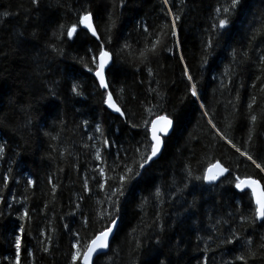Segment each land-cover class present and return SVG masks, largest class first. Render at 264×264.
<instances>
[{"label": "trees", "instance_id": "16d2710c", "mask_svg": "<svg viewBox=\"0 0 264 264\" xmlns=\"http://www.w3.org/2000/svg\"><path fill=\"white\" fill-rule=\"evenodd\" d=\"M64 2L68 8H79L85 0ZM171 3L181 16L177 27L186 62L202 93L201 100H195L185 91L186 80L178 58L162 52L153 68L166 93L163 106L172 115L173 129L163 138L159 158L146 166L142 176L128 186L122 198L119 229L108 251L97 256L94 264H197V258L205 255L198 250L197 237L211 235L213 227L219 228L223 235L217 233L214 237L215 251L207 254L210 264H225L235 254L228 249H237L239 244L217 247L219 241L229 235L228 227L239 225L238 221L219 225L215 222L230 220L227 214L237 211L238 198L244 194L235 190L224 177L213 185L194 178L201 176L210 162L220 160L235 167L240 159L222 141L210 143L207 117L203 116L200 104L206 105L222 129L228 120L236 121V129L229 132L237 143L246 134L241 129L247 124V104L252 95L260 97L254 111H264V93L259 92L261 82H257L256 89L251 87L256 77L262 75L258 71V57L259 49L264 48V36L253 41L252 35L264 23V0H241L230 25L216 37L217 46L209 50L212 54L207 57L203 56V44L211 32L214 9L223 0H184L183 4L180 0H171ZM29 6V0H0V14L5 10L13 13L0 25V146L5 149L0 157V195L13 205L12 209L6 204L0 205L4 213L0 216V264H10L9 258L14 252L13 230L21 223L16 219V209L23 207H27L33 217L26 227L24 240L35 253V264H69L74 237L64 230V224L73 230L81 229L83 213L89 218L87 233L91 236L93 230L99 229V224L95 223L96 200L103 197L94 182L91 195L83 192L82 179L85 174H91L97 162L82 145L92 143L87 141V136L94 134L97 123L102 124L110 140L129 150L142 138L143 129L131 128L117 118L118 114L101 105L90 74L76 59L85 54L87 47L94 46L89 37L81 34L75 44L65 37L64 56H57L46 47L56 26L73 22L75 12L57 7L56 0H41L40 12L29 17L24 11ZM106 7H109L108 0L92 3V9L101 16V29ZM162 8L161 0H128L116 32L123 37L129 34L135 37L134 29H138L141 22L150 27L158 26L167 19ZM33 31L39 34L38 40L31 39ZM19 32L25 34L28 42L13 51L17 47L15 34ZM233 50L237 54L235 60ZM112 79L114 92L126 87L141 99L152 98L147 92L150 78L143 68L138 72L130 63L121 64ZM73 83L83 85L82 96L72 95ZM48 85H55L56 96L48 94ZM123 102H127V98ZM129 108L134 113L132 119L138 122L137 113L141 109L135 102L129 103ZM85 120L89 121L87 126L83 124ZM57 136L58 139H53ZM258 143L264 146V135L259 137ZM117 150L112 148V152ZM128 154L131 155V151ZM247 164L240 165L242 174L257 171ZM188 166L193 178H189L186 171ZM5 176L9 177L7 187L4 186ZM49 177L59 185L54 204L49 194ZM28 179L36 182L35 187L27 184ZM157 189L162 193L159 199L155 196ZM79 195L85 197L82 202L77 199ZM21 201L26 203L21 204ZM78 202L79 211L75 208ZM45 204L49 205L47 210ZM239 206L247 212L246 196ZM73 211L77 212L75 217L69 215ZM161 224L163 231L159 228ZM53 228L55 233L51 232ZM41 230L52 235L50 253H43L37 243V239H43ZM259 234H264V229L258 228ZM136 241H140V248H136ZM202 246L203 242L199 247ZM22 264H26V258L22 259ZM250 264H264V260L257 259Z\"/></svg>", "mask_w": 264, "mask_h": 264}, {"label": "snow or ice", "instance_id": "6c2138e0", "mask_svg": "<svg viewBox=\"0 0 264 264\" xmlns=\"http://www.w3.org/2000/svg\"><path fill=\"white\" fill-rule=\"evenodd\" d=\"M94 2L95 0H85L79 8H68L64 0H56L57 7L74 11L76 18L68 24L59 23L52 32L46 47L51 49V52L55 55L64 56L65 37L68 41H73V44L79 40L81 34L89 37L94 46L87 47L85 54L78 56L76 59L82 68L90 74L93 88L100 96L101 105L106 110H110L111 113L118 114L117 118H121L122 122L128 124L131 128L143 129V135L131 150L124 149L116 141L110 140L105 134L104 127L99 123L94 126V134L87 136V141L92 143L86 142L82 147L89 151L91 157L97 163L91 168V174L84 175L81 187L84 193L91 195L94 182L97 192H103V197L96 200L97 207L95 208V223L99 224V229L93 230L91 236H89L87 233V229L90 228L89 218L84 216L83 213H81V229L73 230L67 223L64 224V230L74 237V242L71 244L72 250L69 253V264H94V256L101 252L106 253L110 247V240L114 239L119 229L122 198L125 197L128 186L132 181L142 176L146 166L159 158L164 146L163 137H167L173 128L172 115L167 113L163 106L166 93L163 91L160 81L156 79L158 73L153 68V64L159 62L162 52H169L178 58V64L182 66V77L186 80L185 91L197 101L201 100L202 96L198 81L186 62L180 30L177 27L181 16L178 11L173 10L174 6L171 0H161L163 4L161 11L167 19L155 27H150L141 22L139 28L134 29L136 31L135 37L131 34L123 37L116 32L118 21L123 15L128 0H108L109 7L105 8L106 19L103 21L102 29L101 16L92 9V3ZM180 2L183 4L184 0H180ZM29 4L30 6L24 10L26 16L30 17L34 13L40 12L41 0H29ZM240 4L241 0H223V3L214 9L215 14L211 24V32L203 44L204 57L212 54V51L209 50H214V47L217 46L216 37L222 34V30L228 28L231 17ZM48 6L51 7L52 5L49 4ZM12 15L13 13L8 10L0 14V17H2L0 18V25L6 23L7 18ZM260 36H264V23L254 30L252 40L255 41ZM31 39L38 40L39 34L33 31ZM15 40L17 47L13 51H18L19 46L28 42L23 32L16 33ZM114 44V47H109ZM259 52L258 71L262 75L256 77V82L251 87L256 89L257 82H261L259 92L264 93V48H260ZM236 55L235 50H233V60L236 59ZM244 56L247 58V53H244ZM127 63H130L138 72L141 68L147 72L150 78L147 81L149 85L147 92L151 95V99L148 96L141 99L137 95L128 92L126 87H121L118 92H114L112 78L119 70V65ZM141 83H144V81L142 80ZM175 83L173 81V84ZM153 84L156 86L152 87ZM47 90L49 95H57L55 85H48ZM83 91L81 83H73L70 86V92L75 97L82 96ZM126 98L127 102H123ZM259 98L257 95H252L247 104V124L241 129L245 130L246 134L242 137L240 143H237L235 137L230 135L229 132V130L236 129L235 120H228L225 128L222 129L217 125L206 105L204 103L200 104V108L204 109L203 116L207 117L211 137L210 143L219 144L222 141L234 150V153L238 154L240 159L235 162V167L226 165L220 160L210 162L204 168L203 174L194 178L203 180L208 184H215L216 181L221 180V177H224L228 184L248 198L246 213L239 206L244 198L242 196L238 198L237 211L227 214L231 218L230 220H217L215 222L219 225L238 221L239 225V227H228L229 235L217 244V247H220L234 245L239 242L237 249H228L229 252L235 254L231 259L225 261V264H250L251 261L257 259L264 260V234L257 235L258 228L264 229V146L258 143L259 137L264 135V111H254ZM153 100L156 102L153 103ZM236 101L238 104V93ZM131 102H135L141 109L137 113L139 116L138 122L132 119L134 113L129 108ZM233 107L237 111L239 110L236 105H233ZM28 123H31V121L29 120ZM88 123L87 120L83 121L85 126ZM53 139H58V136L53 137ZM113 147L118 150L112 152ZM4 151V147L0 146V157H2ZM129 151H131V155L128 154ZM121 152L124 153L123 156ZM63 154L61 153V155ZM244 162H248L247 166L253 167L257 171L242 174L240 165ZM76 170L79 171V168L77 167ZM186 171L189 178H193L190 166L187 167ZM9 172H11V169H9ZM8 179V176L4 177L5 187H7ZM223 182L221 181V183ZM35 183L32 179L27 180V184L31 187H35ZM48 183L51 185L49 194L54 204L59 185L54 183L51 177H49ZM161 195L162 193L157 189L155 192L157 199ZM84 198L83 195H79L77 199L82 202ZM13 201H15L14 196ZM24 203L26 201H21V204ZM145 203H147V200H145ZM4 204L9 209L13 207L11 203L5 201L3 195H0V205ZM48 207V204L44 205L45 210ZM80 207V202L76 203L75 208L77 211L80 210ZM141 210L143 211V208ZM16 212V219L21 223L17 224L13 230L12 247L14 252L9 258L10 264H22L24 258H26V264H35V253L29 249L24 240L26 227L31 224L33 217L27 207L16 209ZM3 214V211L0 210V216H3ZM76 214V211L69 213L73 217ZM244 225L248 227H243ZM159 228L163 231L162 224L159 225ZM249 228L252 229L251 233L248 232ZM81 231H84L83 236ZM51 232L55 233V229H51ZM217 233L223 235L219 228L213 227L211 235L197 237L198 250L205 253L202 258H197V264H210L207 254L215 251L212 244ZM40 236L43 237V239H37L40 250L43 253H50L52 235H49L47 230H41ZM201 242H203V246L199 247ZM156 243L159 244L160 240L157 239ZM140 247V241H136V248Z\"/></svg>", "mask_w": 264, "mask_h": 264}, {"label": "water", "instance_id": "95a60500", "mask_svg": "<svg viewBox=\"0 0 264 264\" xmlns=\"http://www.w3.org/2000/svg\"><path fill=\"white\" fill-rule=\"evenodd\" d=\"M114 114H115V113H114ZM172 129H173V128H172ZM172 129L170 130L169 135L171 134ZM169 135H168V136H169ZM168 136H167V137H168ZM163 138H166V137H163ZM157 159H158V158H157ZM217 182H218V181H216V183H217ZM204 183H205L206 185H213V184H208V183H206V182H204ZM216 183H215V184H216ZM111 240H112V239H111ZM111 240H110V243H111ZM107 251H108V250H107ZM107 251H106V252H107ZM102 254H105V252L98 253L96 256H94L93 260H94L97 256L102 255Z\"/></svg>", "mask_w": 264, "mask_h": 264}]
</instances>
